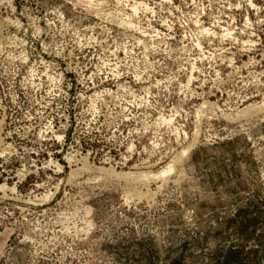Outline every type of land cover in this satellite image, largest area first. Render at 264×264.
<instances>
[{
  "label": "rangeland",
  "instance_id": "374dc122",
  "mask_svg": "<svg viewBox=\"0 0 264 264\" xmlns=\"http://www.w3.org/2000/svg\"><path fill=\"white\" fill-rule=\"evenodd\" d=\"M0 264H264V0H0Z\"/></svg>",
  "mask_w": 264,
  "mask_h": 264
},
{
  "label": "clouds",
  "instance_id": "9594fccd",
  "mask_svg": "<svg viewBox=\"0 0 264 264\" xmlns=\"http://www.w3.org/2000/svg\"><path fill=\"white\" fill-rule=\"evenodd\" d=\"M80 223H82L84 225V227L81 228H75V225H73V228H75L76 233L79 235L80 233H83L85 236L87 235L88 231L90 230V226L91 225V221L87 219V215H85L84 217L81 218ZM65 233L71 234V230L68 229H63L62 230ZM40 235H43V233H41ZM81 239L84 238V236H80ZM55 239V237L50 238L49 239V243L52 242V240ZM25 241L26 242H31L33 243L36 247H39L42 251L45 250V248H47V245L44 244L43 247H41V245L44 243L43 241L39 240V237H35V238H30L29 236H25Z\"/></svg>",
  "mask_w": 264,
  "mask_h": 264
},
{
  "label": "bare ground",
  "instance_id": "6f19581e",
  "mask_svg": "<svg viewBox=\"0 0 264 264\" xmlns=\"http://www.w3.org/2000/svg\"><path fill=\"white\" fill-rule=\"evenodd\" d=\"M201 109V107L199 108V110ZM199 110L197 112H199ZM198 135V134H197ZM196 137V136H195ZM197 141V140H196ZM193 144H194V140H193ZM189 149L190 147L184 149L180 155L173 161H171V164H169L165 169H163L160 173L158 174H155V175H145V174H131V175H121L122 178H125L127 179L126 177L130 176L131 178H134V179H139V180H144V181H147L148 179H156L160 176H163V175H167L169 173H171L173 170H174V163L175 161H179V160H182L183 157H187V154L189 152ZM117 175V174H116ZM120 177V176H119ZM128 181V180H127ZM146 184V183H145Z\"/></svg>",
  "mask_w": 264,
  "mask_h": 264
}]
</instances>
